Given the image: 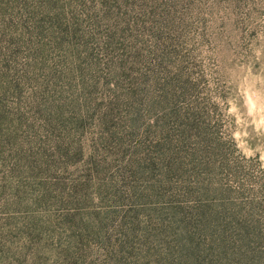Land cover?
<instances>
[{"label":"rangeland","instance_id":"1","mask_svg":"<svg viewBox=\"0 0 264 264\" xmlns=\"http://www.w3.org/2000/svg\"><path fill=\"white\" fill-rule=\"evenodd\" d=\"M214 199L264 239V0H0V264H163Z\"/></svg>","mask_w":264,"mask_h":264},{"label":"trees","instance_id":"2","mask_svg":"<svg viewBox=\"0 0 264 264\" xmlns=\"http://www.w3.org/2000/svg\"><path fill=\"white\" fill-rule=\"evenodd\" d=\"M215 200H202L182 217L187 238L184 236V243L177 245L175 257H168L174 251H167L163 264H264V239L258 224L222 199ZM180 210L174 208L175 214ZM195 234L207 240L204 248Z\"/></svg>","mask_w":264,"mask_h":264}]
</instances>
